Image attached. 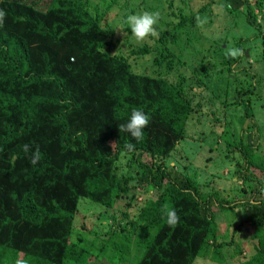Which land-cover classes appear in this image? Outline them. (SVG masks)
<instances>
[{
	"label": "trees",
	"instance_id": "obj_1",
	"mask_svg": "<svg viewBox=\"0 0 264 264\" xmlns=\"http://www.w3.org/2000/svg\"><path fill=\"white\" fill-rule=\"evenodd\" d=\"M168 4L172 8L173 0ZM226 5L233 15L244 8L248 23L257 26L251 0ZM105 16L98 8L90 11L87 0H52L46 8L39 0H0V264H87L93 255L115 264H194L201 256L222 263L226 244L218 241V217L237 207L245 214L241 225H253L257 241L241 264H264V154L251 100L258 85L238 87L232 102L221 99L225 111L233 104L244 110L237 118L243 124L238 142L227 119L223 139L229 152L240 154L236 175L250 183L249 192L240 200L204 192L195 174L167 160L176 156L202 105L194 84L208 87L212 73L203 66L193 71V81L170 49L154 62L165 66L164 75L135 72L128 56L112 52ZM148 52L146 45L131 50L136 56ZM242 57L227 55L221 63L237 75L247 69L233 67ZM135 108L150 118L139 142L118 127ZM246 119L252 123L245 126ZM36 148L40 160L31 165ZM124 156L137 172L121 176ZM153 191L156 197L148 198ZM139 195L145 204L137 203ZM126 197L115 226L75 237L83 199L112 210ZM167 209L179 217L175 227L166 224Z\"/></svg>",
	"mask_w": 264,
	"mask_h": 264
},
{
	"label": "rangeland",
	"instance_id": "obj_2",
	"mask_svg": "<svg viewBox=\"0 0 264 264\" xmlns=\"http://www.w3.org/2000/svg\"><path fill=\"white\" fill-rule=\"evenodd\" d=\"M51 1L39 0L42 8H46ZM87 1L90 11L98 8L106 12L103 24L110 30L111 50L113 53L122 52L128 56L135 72H158L164 75L165 66L158 67L154 62L168 49L181 57L184 62L181 71L192 80L195 79L193 71H198L203 66L208 67L212 73L207 79L208 87L194 84V92L195 90L197 92V94L195 92V101L202 102V105L199 106V111L191 115L187 126V137L176 148V156H170L167 163L176 165V169L183 172L195 174L204 192L216 190L223 198L240 200L246 195L244 190L249 192L250 183L238 179L236 171L239 167L238 162L241 161L240 154L229 152L223 135L226 129L224 121L227 119L232 122L229 127L231 133L233 131L232 141L238 142L243 124L241 125L237 118L244 113V110L241 106L233 104L225 111L226 106L221 103V99L232 102L238 87L250 88L254 84L258 85L257 93L251 100L255 111L254 121L261 131L259 152L264 154V0H251L257 16V26L248 23L244 8L237 15H233L226 5V0H173L172 8L169 7V0ZM110 4L112 8L108 9ZM183 6L186 15L179 14ZM171 10L175 11L176 15H173ZM144 11L159 13V21L154 26L157 35L137 40L126 28L124 18L126 14ZM184 16L188 17L185 21L181 19ZM165 34L167 35L164 36ZM240 40H243L241 46L245 51L239 46ZM162 44H165V49L161 48ZM220 44L224 48L222 53L217 50ZM144 45L150 48V52L140 56L131 53L133 48ZM233 48L243 50V57L238 63L240 67L237 63L233 67L247 68L245 72L239 71L237 75H230L226 71L229 64L221 63L222 58H226L228 51ZM177 73L178 71L174 70L168 77L176 80ZM252 74L256 77L253 78ZM213 111L217 115H214ZM248 123H252L251 119H246L245 126ZM253 136L255 138V135ZM120 164L121 176H128L138 171L137 166L132 165L127 156L122 157ZM256 172L261 174L259 171ZM260 176L264 178L262 174ZM135 183L138 187L139 182L134 181L132 184ZM142 188L141 185L137 190L141 191ZM131 196L132 192L128 197ZM128 197L116 204L112 210H105L102 205L83 199L74 225L77 231L75 237L77 238L78 234H87L88 231L106 233L111 226L117 224V218L123 215ZM155 197V191L148 194V198ZM145 201L146 197L140 195L137 197L139 205L145 204ZM134 215L135 213L132 214ZM114 216L115 219L112 218ZM244 216L241 207H237L218 217V241L226 244L222 249V263L201 256L194 264H241L250 259L255 252L254 246L257 241L252 236L255 230L253 225L248 223L241 225ZM233 250L239 251L238 255H234ZM87 264L115 263L105 255H93Z\"/></svg>",
	"mask_w": 264,
	"mask_h": 264
},
{
	"label": "clouds",
	"instance_id": "obj_3",
	"mask_svg": "<svg viewBox=\"0 0 264 264\" xmlns=\"http://www.w3.org/2000/svg\"><path fill=\"white\" fill-rule=\"evenodd\" d=\"M159 13L154 11H144L140 13L126 14L124 18V24L126 28L130 30V33L136 37L137 40H143L146 36H156V28L154 27L159 21ZM228 56L236 58L243 55V50L240 48L230 49L227 53ZM149 117L145 114L143 109H132L127 122L123 125H119L120 131H124L130 134L136 141H140L144 136V129L149 124ZM129 149L132 145H127ZM30 146L28 144L23 145V150L27 153ZM40 160L39 149L36 148L32 151L30 157V164L36 165ZM166 224L169 227H175L179 221V217L175 209H167L165 211Z\"/></svg>",
	"mask_w": 264,
	"mask_h": 264
}]
</instances>
